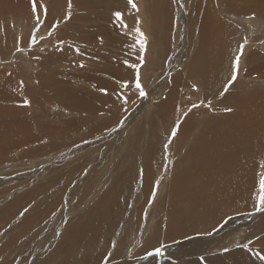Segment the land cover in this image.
Listing matches in <instances>:
<instances>
[{"label":"rangeland","instance_id":"374dc122","mask_svg":"<svg viewBox=\"0 0 264 264\" xmlns=\"http://www.w3.org/2000/svg\"><path fill=\"white\" fill-rule=\"evenodd\" d=\"M206 1L208 0H174V4L172 5L170 0H135L139 7V13H137L135 10L131 9L127 0H71L72 14L70 17H67L68 0H38V3H43L48 6L49 12L46 19L41 12L43 23L39 25L37 29L34 27L35 20L31 11L30 0H0V37H2L0 38L1 77L9 79V77H12L11 75L18 76L19 72H28V78H26L25 75L12 78L16 81V84L23 86L28 84L36 86L38 83L42 89H47L46 92H50L49 94L52 97L49 100H45L42 105L47 106L46 108L41 110L30 109L32 113L30 114L31 116L34 115L43 119V125L41 127L48 124L50 120L60 123L58 118H67L66 114H68V112L70 114L74 113V115L77 116L79 115L78 117L72 116L74 117L73 123L77 126L74 130L70 131L68 128L64 129L69 136H76V140L70 139L68 142L67 138L65 140L57 138L53 140L54 145L52 144V146L48 148H43V153L41 154H37L40 149L39 145H37L32 151L24 153L20 157L14 158L11 156L16 167L11 166L13 164L10 163H3L7 161L6 159L0 162L2 163L0 164V196L3 197V199L0 200V206L6 203L4 198L10 199L12 202L14 197H21L19 202L16 204L13 203L11 206L25 201V192L32 191L33 187H49L45 189L46 192L43 196L44 198H48L55 190V188L50 186H54L58 189L61 186H68L70 182L78 181L77 183H72L70 190L66 191L64 198L65 202L61 201L56 206L57 209L55 207L54 220L51 221V219H49L47 222L42 221L39 223L40 226L38 225L27 230H22L20 225L17 227L5 225L1 230V232H4L3 244L9 241V245L6 246L2 244L0 246V264H19L24 260L33 263L34 261L32 258L28 259V257H26L27 251H30L32 256L35 257H38V251L40 249L43 250L45 255L49 254L53 244L58 241L60 244L64 243L66 229H69L71 225L79 228L82 224L88 223L90 218L97 214L98 208L107 210L106 208L109 206L117 205L113 197L108 196V192L111 189H119L127 194H131V191L115 188L112 180L120 173L128 171L129 168L142 169L147 163L153 161V157L150 156L148 157V162H146L145 159L139 162L135 155L130 153L134 151L143 140L152 145H156V147L161 150V160L165 161V166L168 167V154H166L165 149L167 153L171 155L177 151L175 153L176 155L179 153L177 149L178 144L181 143V145H183L186 142V140H182L175 144V142L173 143L171 140V137L165 140L166 121L162 117L161 112L164 111V108L169 106L165 105L167 103H164L162 100L167 99L171 90L174 89L178 94L174 98L175 103L169 104L177 105L178 107H180L181 104L182 106L186 105L191 109L190 112L192 113L183 116L182 112L178 111L174 117H171L176 112L168 111L167 118L169 122L177 120L183 121L189 117H198L199 112L203 109H211L210 114L222 115L224 113L222 109L230 108L226 102L228 99H233L236 92L231 95H227V92H224L225 87H229L227 80L224 81L222 87L221 85L217 87L216 92L219 93V96H215L212 100L209 97L205 99L207 101L199 100L198 96L195 94L201 91V86L200 83H198V79L196 80V76L205 62V59H203L205 57L201 55L195 66H192L188 70L185 69L187 62L184 60H189L193 55V47L195 46V37L197 35V27L193 28L196 23V15L193 12V8L195 3L198 2H200L203 7L204 5L202 4ZM215 1V7L218 6L220 10L224 9V12L227 10L225 14L221 13L220 17H224L223 19L226 20L229 25L231 23L230 26L235 27L239 31L238 33L240 35L237 37H241V41H237V45H235L233 49L235 50L234 54H236L239 45L244 43V39L246 38L248 40V43L244 46V53L241 56L242 63L240 64V75L238 74L235 82L241 83L243 87L242 91H247L244 88L246 85H248L250 93H253V91L257 89L261 90L262 88L261 91H263L264 52L257 53V48H260V45L259 43H255L254 40L252 41L247 32H245V29H248L251 25L260 24L264 26V17L255 15L254 20L253 18H249L252 14L228 10V7L225 6L228 2L230 4H235L240 0ZM170 5L173 7L175 6L173 8L175 12L173 11V17L168 19V22H172L171 25L166 26L168 17L167 12ZM238 9L241 10L240 7H238ZM160 10L161 12L163 11V14L160 13ZM165 10L167 14H165ZM115 11L124 13V23L128 26L127 33L115 20L113 16ZM154 11H156L157 17L160 18L163 26H166L162 29V33L159 29H156L154 33L153 24H155V21L154 17L151 15ZM137 16L141 21L139 26L147 37L146 49L144 51L139 49L138 44L135 48L132 47V45L136 43V33L134 29L136 27ZM251 19L253 23L250 21ZM56 21H59L58 28L52 35H48L49 31H51V26L56 23ZM13 26L19 27L14 28ZM11 27L13 28L12 31ZM18 28L22 32L18 30ZM18 33L21 34V37ZM255 33L256 32H254V34L252 33V35H257ZM257 33L259 37V35L264 32ZM2 35L5 36V39ZM33 37H35L36 40L35 44L32 42ZM153 39L154 41H158L157 39H159L158 42L160 45L162 43L161 40H163V45L165 44L164 46L162 45V47H157L158 49L160 48L159 52L152 46L154 45L152 42ZM77 49H79V51H77ZM261 49L264 51V48ZM161 50L162 52H160ZM189 51H191V53ZM139 56H144V64L140 68V74L141 84L147 93L146 97L139 96V92L135 88L134 83L135 71L124 63L125 60H127L129 64L137 63L139 62ZM251 56L255 61L250 65L257 69L252 73L251 77H249L243 73V68L248 58L250 61L252 60ZM233 58L234 55L231 56L230 62L228 63L230 67H232ZM246 65H248L249 68V60L246 62ZM256 71L259 74H255ZM229 76H231V74H229ZM29 78L33 80L32 83ZM39 78H41V81ZM51 79H58L65 82L68 85L65 86V88L73 89V92L79 93L82 90V92H84L83 94L89 97L82 98L83 96L79 97L77 93H74V95H59L58 89L56 91L51 90V87L54 89L56 87L53 85ZM123 80L129 81V86L125 89L121 84ZM21 81H23V84H21ZM170 84L171 86L168 88L167 85ZM193 85H195L196 88H193ZM121 87L123 89H121ZM186 87L188 88L186 89ZM83 88L85 91H83ZM197 88L199 89L198 91L196 90ZM101 89H106L107 93L102 92ZM222 92L223 95H221ZM217 99H219V103L215 102L218 101ZM83 100L87 102V105L84 104L85 102H82ZM80 102L83 104H80ZM209 102L211 103V107L208 106ZM193 104L199 105V107L193 108ZM80 105H83V107H80ZM5 113L13 112L8 111ZM21 118L22 116L19 120H21ZM149 119L151 120L150 124L148 123ZM86 122L87 125H85ZM132 130L135 131L131 133ZM170 131H172V129H170ZM155 132L158 138L152 139L151 134ZM79 134L82 136H78ZM84 134H86V136ZM259 139L258 137L254 139V148L256 149H260V144L257 142ZM166 145L167 147H165ZM260 151L261 154L263 153L264 155V150L260 149ZM246 156L248 157V154L240 158H247ZM31 161L35 162L31 164ZM160 166H162V164H160ZM164 172L160 174L155 173V176H158L161 183H164V187L168 188V179L165 181L162 180L163 178L166 179L168 176L166 170ZM262 172H264V167ZM162 175L163 177H161ZM126 178H131L130 173L129 177ZM138 179L142 181L143 177ZM84 181L100 190L91 192L93 186L89 187L85 183L82 184ZM153 183L155 186L152 185L150 192L151 196L149 200L147 199L149 203L147 204L146 202L143 205L145 206V210L150 211V213H147V215L143 214V217L141 216L142 218H137V208L143 206L142 203L137 204L138 195L134 194V199L129 201L125 208H120L119 213L113 218L120 221L122 217L118 226L110 227L109 223L111 221L105 223L106 225L103 227L104 231L102 232V235H105V240L99 239L97 241L98 245L96 244V249H94L95 251L93 252L94 256H97L98 262L94 264H160L164 259V261H166L174 258V256H166V254L170 253H173L172 255L178 254L179 257L181 256L184 258L182 261L183 264H203L204 262L198 263L194 261L204 259L207 262H209L210 259H214L213 261L210 260L211 264H229L227 260L223 261L224 255L230 251L233 252L236 249L242 248V245L245 243L249 244L251 251L246 248L243 249V251L249 254L252 259L251 261L256 259L261 262V264H264V261H261L257 255L253 254L256 253L255 246L260 243L261 237L260 234L257 233L256 225L259 224L258 222L264 221V213L254 211L255 200L251 203L250 212L248 213H233L226 216L227 218L220 217L213 222L215 220L213 217L216 215L215 212H212L214 213L212 215L213 217H211L212 219L209 218L207 220L208 222L204 223L202 232L189 235L187 238L185 237L183 240L180 239L178 242L171 241L161 245V247L157 246L144 252L145 249H147L146 247L151 246L149 244L151 241L148 240L149 236L154 235L157 230L160 233L165 222L166 227H168L167 218L164 217V210L167 208L163 206H165L164 202L166 197L170 196V198L173 199L169 188L166 190L160 181L158 186L156 180H154ZM25 186H27L28 189L23 191L22 189ZM137 187L138 184L133 182L132 188L136 189ZM41 192L42 189L40 194ZM153 193L163 197V205L161 204L159 206L161 199H158V197L154 198H157L159 201L157 199L154 201ZM229 194L230 192L222 193L218 198H212L211 202L217 207L221 204L225 206ZM31 196L29 195V198ZM122 197L126 198V195L123 194ZM141 198L143 199V195ZM134 200L135 203H133ZM218 200H221L220 205L217 203ZM153 203L156 204L154 205ZM171 203H173V206L181 207L179 208L181 210H187L189 207H192V202L180 204L175 200H170L169 204ZM67 206L74 211L72 214L68 212L69 216L66 215L67 213L65 211ZM158 207L161 208L158 209ZM30 209L36 210L34 208ZM152 210L155 211L153 214L154 216L151 214ZM91 215L93 216L91 217ZM127 215L129 216L128 222L131 224L129 223L126 228L121 227L122 229H120L119 226L123 224ZM65 216H67L66 219ZM101 223L103 222L100 220L95 222V224ZM178 224L179 222L177 224L171 222L169 225L172 229L187 227L185 223H183V226H179ZM23 225H27L26 220H23ZM138 225H140V228L137 227ZM199 225L201 226L202 224ZM7 230L8 232H6ZM15 230L21 231L19 236L17 235L18 232ZM112 233L116 235H112ZM209 233L211 234L209 235ZM223 234L228 235L231 241H229L230 239L226 240V236ZM7 235L15 237L9 239ZM221 236L223 242L221 240L216 242L215 251L212 249L205 253L202 252V254L199 255H192L190 253L195 249H200L199 247L203 245V241L208 242L207 240L221 239ZM81 237L84 238L83 243H81V248L73 251L63 250L57 256H59L62 261L70 264H84L83 257L88 254L87 244H89L86 239L88 238L91 240L97 236L93 231L87 230V236L81 235ZM112 241L116 242L115 248L112 247ZM183 241H185L184 245L186 248L184 245L182 248H178ZM226 241H228V243L225 244ZM253 242L254 246H252ZM71 244H74V242ZM171 246H175L174 249H172ZM157 248L164 250L160 254H157ZM261 249L262 252H258L260 255H264V245L261 246ZM172 250L175 253L172 252ZM188 250L191 251L188 253ZM19 256H21L23 260L19 258ZM201 257H203V259H201ZM216 258H218L219 261ZM174 260L176 259L174 258ZM48 262L47 264H57L56 261H51V259H49ZM231 262V264L234 262V264H239V261L231 260ZM250 262H246V264H250ZM38 264H41V262Z\"/></svg>","mask_w":264,"mask_h":264},{"label":"bare ground","instance_id":"6f19581e","mask_svg":"<svg viewBox=\"0 0 264 264\" xmlns=\"http://www.w3.org/2000/svg\"><path fill=\"white\" fill-rule=\"evenodd\" d=\"M170 1H171V4L173 5L174 0H170ZM237 2L238 3H235V4H230L228 2L227 4H225V6L228 7L227 8L228 10H234L236 12H245L247 14H255L257 16L264 17L263 15L264 14V0H246V1L240 0ZM202 5L204 6L202 7L200 2H198V3H195L194 8H193V12L196 15L195 16L196 23H195V26H193V28L197 27L196 28L197 35L195 37L196 40H195V46L193 47L194 49L192 53L193 55L190 57L189 60L187 59L184 61L187 62L185 65V69L188 70L192 66L196 65V62H198V58L201 57V55L202 57H205L203 58L205 59V62L202 68L197 72V76H196V80L198 79V83H200L201 91L200 93L196 92L195 94L198 96L199 100H205L208 97L212 100L215 96L219 94L218 92H216L217 87L220 85L222 87L224 85L225 80H227V84H228V81L230 79L229 74H231L232 72L231 70L232 67H230L228 63L230 62L231 56L235 55L234 54L235 50L233 49L235 48V45H237V41H241L240 40L241 37L240 38L237 37L240 35L238 33L239 32L238 29L230 26L231 23L229 25V23L223 19L224 17L223 18L220 17V14L221 13L225 14L227 10L226 12H224L223 11L224 9L220 10L218 6L215 7L216 5L215 0H208ZM174 7L170 5L169 10L167 8L168 17L166 20V23H167L166 26L171 25L172 23V22H168V19L173 17V11L175 12V10H173ZM238 7H240L241 10L238 9ZM162 12L160 10V13ZM167 13L165 10V14ZM151 15L152 17H154V21H155V24H153L154 33L156 29H159V31H161L162 33L163 32L162 29L165 28L166 26L165 25L163 26V23H161L160 18L157 17L156 11H154ZM251 16L252 15H250L249 18ZM250 21H252V19ZM162 22H163V18H162ZM15 26L13 27L14 28L19 27V26L17 27ZM246 26H249V25H246ZM12 30L13 28L11 29V31ZM18 30L20 29L18 28ZM245 32H247L248 36L252 39V41L254 40L255 43H259L260 48H257V53H263L264 51L261 48H264V33H261L258 37L257 32L259 33L264 32V26H261L260 24L251 25L248 29H245ZM254 32H256L255 34L257 35H252V33L254 34ZM19 35L21 37V34ZM4 39H5V36H4ZM157 40L159 41V39ZM158 41H154L153 39L152 42L154 45L152 46L159 52L160 48L158 49L157 47L158 46L162 47L163 40H161L162 43L160 42L161 45L159 44ZM160 52H162V50ZM189 52L191 53V51ZM251 59H252L251 61L249 58L245 61V66L243 68V73H245L246 76H249V77H251L252 73L255 72V70L257 69L256 67H253L250 65L251 63L255 61L252 56H251ZM248 60H249V68H248V65H246V62ZM27 73L19 72L18 76L25 75V77L28 78ZM255 74H259V73H257L256 71ZM260 75H263V74H260ZM11 76L13 78L18 77L15 75H11ZM12 77H9V79L7 78L5 79L1 77L0 75V162L5 161L6 159L7 161L3 163L5 164L10 163V164H13L11 166L16 167L12 161L11 156H13L14 158L20 157L24 153H28L32 151L34 147L37 145H39V148H40L37 154H41L43 153L42 149L45 147L48 148L52 146V144L54 145L53 140L57 138H62L64 140L67 138L68 142L70 139L76 140V136H73V135L69 136L67 132L64 131V129L68 128L70 131L74 130L77 126L75 125V123H73V118L75 116L78 117L79 115L77 116V115H74V113L70 114L68 112V114H66L67 118L66 117L58 118L60 123L50 120L48 124L41 127L43 125V119L40 117L34 116V115L31 116L30 114L32 113L30 112V109L41 110L43 108H46L47 106H42V105L44 104L45 100H49L52 97L49 94L50 92H46L47 89L46 90L42 89L38 83L36 86L35 85L32 86L30 84L26 86L16 84V81L13 80ZM30 77H33V76H30ZM29 80L31 81V83L33 82L31 78H29ZM39 80L41 81V78H39ZM51 81L53 85L56 86L55 89L51 87L52 88L51 90L56 91L58 89L59 95H64V94L74 95V93H77L79 94V97L80 96L81 97L83 96L82 98L89 97L86 94H83L84 92H82V90L80 91L81 93L80 92L78 93V92H73L72 91L73 89H69L67 87L66 89L65 86H68V85L65 82H62L58 79H51ZM171 84L167 85V87L169 88ZM122 87L121 89L123 88L125 89V87L123 88ZM187 88L188 87H186V89ZM228 88H227L228 89L227 95H231L236 92V94L233 96V99H228L226 102V104L230 106L231 109H233L231 112H227L225 111V109L220 108L224 110L223 111L224 113L222 115H216V114L214 115V114H210L211 109L210 110L203 109L202 111L199 112L198 117H189L181 121L180 128L175 137L171 136L170 129H173L175 127L177 121L169 122L167 118V112L168 111L176 112L171 117H174L178 111L182 112L183 116H185L184 115L185 112L188 113L187 115H189L192 112L189 111V107L186 105L182 106L181 104V106L178 107L177 105L175 106L173 104H169V103H175L174 98L178 94L174 89L171 90L169 95L167 96V99L162 100L164 103H167L165 105L169 106V107L164 108V111L161 112L162 117L166 121L165 140L171 137V140L173 141V143L175 142V144L177 142H181L182 140H186V142L183 145H181V143L178 144L177 149L179 153L176 155L175 153L177 151L174 152V154L172 153L171 155L170 153H167L165 149L166 154H168L167 156L168 167L165 166V161L161 160V157H160L161 150L158 149L156 145H152L151 143L145 142V140H143V142H141L134 149V151H131L130 153L134 154L136 159L139 162H142L144 159L146 160V162H148V157L150 156L153 157V161H150L149 163H147L142 169L141 168H137V169L129 168L128 171L130 173L131 178H126V177H129V173L128 171H125V172L120 173L116 178H114V180H112L115 188L128 190V191H131L133 194L132 193L127 194L124 191L119 190V189H111L108 192V196L113 197L117 205H111L108 208H106L107 210H105L104 208H98L97 214H95L94 216L91 215V217L92 216L93 217L90 218L88 223L82 224V226L79 228L71 225L69 229H66L64 243L60 244L58 243L59 242L58 241L55 244H53L51 247V251H49V254L45 255L43 253V250L40 249L38 251V257H35V256H32L30 251H27L26 257H28V259L32 258L34 262L30 263L28 260L27 261L24 260L19 264H36V263L38 264L40 262L41 264H47L49 263L48 262L49 259H51V261H56L57 264H70L68 262L62 261V259H60L59 256L57 255H59V253L63 250L73 251L75 249L81 248L82 246L81 243H83V240H84V238L81 237V235L87 236V230L93 231V233L97 237H94L91 240H89L88 238L86 239L87 243L89 244H87L88 254H86L85 257H83L84 264L97 263L98 262L97 256H94L93 251H95L94 249H96V244L99 239L105 240V235L104 236L102 235V232L104 231L103 227L106 225L105 223L108 221H111L109 223L110 227L118 226V223L122 220V217L120 221L113 219V218L119 213L120 208H125L127 203L134 199V196H133L134 194L138 195L137 204L142 203V206H143L147 202V199L149 200L151 196L150 192H151L152 185H154L153 183L154 180H156L157 182L160 181L161 183V180L158 178V176H155V173L160 174V173H163L165 170L168 176L166 177V179L164 178L163 179L161 178V179L164 181L168 179L169 185L168 184L167 185L169 186L168 188L173 198L171 199L170 196L166 197L165 202H164L165 206H163L167 208L166 210H164V214H165L164 217L167 218L168 227H166V222H165V225L160 230V233L156 229L157 232L154 235L149 236L148 240L151 241V243H149L151 246L146 247L147 249H145L144 252H147L150 249L155 248L157 246L161 247V245H164L171 241L178 242L180 241V239L183 240V238L185 237L187 238V236L189 235L202 232V226L204 225V223L208 222L207 220L209 218L212 219L211 217H213L212 215L214 214L212 212H215V215H216L215 217H213V219L215 218L213 222L218 220L220 217H226L233 213L245 214V213L250 212L249 210L251 208L250 205L253 202V200H255V197H254L255 190L256 188H258L257 181L259 180V174L262 172V169L264 167L263 166L264 155L263 153L261 154V151H260V149L264 150V95H263L264 90L261 91L263 88L261 90L257 89L256 91H253V93H250L249 92L250 89H248V85H246L244 86V88L247 91H242L243 87L241 86L240 82H234ZM83 91H85L84 88H83ZM82 98H79V99H82ZM95 98L97 99L96 96ZM24 99L30 100L31 101L30 105H24L23 104ZM217 100L218 101H215V102L219 103V99ZM82 102H85L84 104L87 105L86 101L83 100ZM82 102H80V104ZM80 107H83V105H80ZM8 111H11L13 113H7L8 114L7 115L5 112H8ZM18 116L20 117L22 116L21 120H19L20 117ZM148 123L149 124L151 123L150 119L148 120ZM85 125H87V122L85 123ZM59 127H61L63 130ZM134 131L135 130H132L131 133H133ZM84 135L86 136V134ZM78 136H82V135L79 134ZM255 137L260 138L257 141L260 144L259 146L260 149L254 148ZM151 138L152 139L158 138L157 133L155 132L151 134ZM246 154H248V157L246 156L247 158H240ZM34 162L35 161L33 162L31 161V164H33ZM160 164H162V166H160ZM140 177H143L142 181H139L138 178ZM161 177H163V175ZM74 182H70L68 186H65V187L61 186L58 189L54 186L45 184L47 186L55 188L52 195L48 198H44L43 196L46 192L45 189L49 187H43V188L33 187L32 191H29V192L27 191L28 193L25 192V195H24L25 201L17 205H14V206H11V204L13 203L16 204L17 202H19L21 198L20 196L14 197L12 199V202L10 201V199L4 198L6 203L0 206V246L3 244V241H4V232H1V230L5 227V225L11 226V227H17L20 225V228L22 230H27L29 228H32L38 225L40 226L39 223H41L42 221L47 222L49 219H51V221L54 220L55 219V215H54L55 207L61 201H64L66 191L70 190L72 183ZM77 182L78 181L76 180L75 183ZM133 182L138 184V187L136 189L132 188ZM83 183H85L89 187L93 186L90 183H87L86 181L82 182V184ZM164 186L165 185H163V187ZM168 188H166V190H168ZM27 189H28L27 186H25L22 190L26 191ZM41 189H42V192L40 194ZM98 190L100 189L93 186V189L91 190V192L98 191ZM225 192H228V193L230 192L227 203L226 205L224 204L225 206H223V204L220 205L221 200H218L217 202L218 205H220L218 207L214 205L213 202H211L212 198H218L219 196H221L222 193H225ZM123 194L126 195V198L122 197ZM29 195L30 196L32 195V196L29 198ZM142 195H143V199L141 198ZM155 197H158V199H161L160 204H159L160 206L164 201L163 197L159 196L158 194H156ZM2 199L3 197L0 196V200ZM156 199L154 201H156ZM170 200H175L177 203H180V204L192 202V207H189L187 210H181L179 209L181 207L173 206V203L169 204ZM133 203H135V200ZM148 203L149 201L147 202V204ZM66 205H69V204H66ZM30 208H34L36 210L30 209ZM160 208L158 207V209ZM65 211L67 213L66 214L67 216H69L68 212L70 214L74 213V211L69 206H67V209ZM147 213H150V211H146L145 206L143 207L139 206L137 208L136 216L139 219L143 214L147 215ZM154 213L155 211L152 210L151 211L152 216H154L153 215ZM67 216H65V219L67 218ZM128 217L129 216L127 215L126 219L123 221V224L119 226L120 229L126 228L128 226V224L130 223L128 222ZM23 220H26V223L28 226L23 225ZM98 220L102 221L103 223L95 224V222ZM228 221H231V220H228ZM171 222L173 224L174 223L177 224L179 222L178 224L179 226L180 225L183 226V223H185L187 224V227L172 229V227L169 225ZM258 223L259 224L256 225L257 226L256 230H257V233L260 234L261 237H260V243L257 244L255 247H256V252L258 251L262 252L261 246L264 245V221L262 222L260 221ZM199 224H202V225L200 226ZM139 226L140 225H138L137 227ZM15 231L18 232L17 235L19 236L21 231L20 230H15ZM6 232H8V230ZM114 234L115 233H112V235ZM223 235L226 236V240L230 239L228 235L226 234H223ZM7 237L11 239L12 237H15V236L7 235ZM220 240L223 242L222 236H221V239L217 238V239H212L211 241L207 240L208 242L203 241V245L199 247L200 249H195L194 251L190 253L192 255L194 254L199 255V254H202V252L205 253L212 249L215 251L216 242H219ZM185 241H183L179 245V247L178 246L176 247L182 248V246L185 244ZM229 241H231V239ZM73 242L74 244H71ZM226 243H228V241H226L225 244ZM3 245H6V246L9 245V241ZM252 246H254V242L252 243ZM171 247L172 249H174L175 246H171ZM221 249H222V246H221ZM243 249L245 248L242 247V248L234 250L233 252L230 251L226 253L227 255L226 254L224 255L223 261L227 260L228 261L227 263L229 264L232 263L231 260L239 261V264H246V262H250L252 260L251 257L249 256L248 253L244 252ZM161 250L163 251L164 249H161ZM189 251L191 250H188V253ZM172 252L174 251L172 250ZM180 253L183 254L182 252ZM172 254L173 253L166 254V256L167 257L174 256L176 260H174L173 258L171 260L164 261L165 260L164 259L163 261H161L160 264H183L182 261L184 260V258H182L181 256L179 257L178 254H174V255ZM19 258L23 260L21 256H19ZM210 260L213 261L214 259H210ZM210 260L209 262H207L205 259L194 261V262H198V263L207 262L206 264H211ZM250 264H261V262L254 259V261H251Z\"/></svg>","mask_w":264,"mask_h":264},{"label":"snow or ice","instance_id":"6c2138e0","mask_svg":"<svg viewBox=\"0 0 264 264\" xmlns=\"http://www.w3.org/2000/svg\"><path fill=\"white\" fill-rule=\"evenodd\" d=\"M127 3L131 6V9H133L137 13H139V7L136 4L135 0H127ZM30 7H31V11H32L34 20H35L34 27L38 29V26L43 23V21L41 19V12L43 13L44 18L46 19L48 16V12H49L48 6L46 4H43V3H38V0H30ZM71 8H72V2H71V0H68L67 17H70L72 14ZM113 16H114L115 20L117 21V23L120 25V27L124 28L126 33H127V27L128 26L126 23H124V19H123L124 13L121 11H115L113 13ZM254 17H255V14H252V16L250 18H254ZM140 23H141V21H140L139 17L137 16L136 27L134 29V31L136 33V43L133 44L132 47L135 48L138 44L139 49L141 51H144L146 49L147 37H146L145 33L141 30V28L139 26ZM58 26H59V21H56V23H54L51 26V31H49L48 35H52V33L56 31ZM32 42L34 44L36 43L35 37H33ZM247 43H248V40L245 38L244 43L239 45V47L236 51V54L234 55V58L232 61V73H231L230 79L228 81L229 86H231L236 81V79L238 77V74L240 71L241 56L244 53V46ZM77 51H79V49H77ZM138 61H139L138 63L129 64V62L127 60H125L124 63L135 71L134 83H135V88L139 92V96L140 97H146L147 93L145 92L144 87L141 84V74H140V68L144 64V56H139ZM21 84H23V81H21ZM122 86L127 88L129 86V81H123ZM193 88H196V86L193 85ZM196 90L198 91L199 89L197 88ZM227 90H228L227 87H225L224 92H227ZM101 91L107 93L106 89H101ZM221 95H223V92L221 93ZM30 103H31V101L28 99H24V101H23L24 105H30ZM208 106L211 107L210 102H209ZM192 107L196 108V107H199V105L193 104ZM232 110L233 109H231V108L225 109V111H227V112H231ZM189 111H191V109H189ZM187 114H188L187 112L184 113L185 116H187ZM180 123H181V121L177 120L175 127L171 131L172 137H175L177 135V132L180 128ZM165 147H167V145ZM158 183L159 182H157V186H158ZM154 197H155V193H153V198ZM254 211L264 213V172H261L259 174L258 188L255 192ZM210 234L211 233H209V235ZM115 246H116V242L112 241V247L115 248ZM242 247L249 249V251H251L248 243L243 244ZM161 251H162L161 248L156 249L157 254H160ZM253 254L257 255L261 261H264V255H260L259 252H256ZM201 259H203V257H201Z\"/></svg>","mask_w":264,"mask_h":264}]
</instances>
